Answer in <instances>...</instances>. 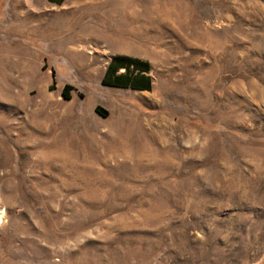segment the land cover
Returning a JSON list of instances; mask_svg holds the SVG:
<instances>
[{"label": "rangeland", "instance_id": "1", "mask_svg": "<svg viewBox=\"0 0 264 264\" xmlns=\"http://www.w3.org/2000/svg\"><path fill=\"white\" fill-rule=\"evenodd\" d=\"M0 264H264V0H0Z\"/></svg>", "mask_w": 264, "mask_h": 264}, {"label": "trees", "instance_id": "2", "mask_svg": "<svg viewBox=\"0 0 264 264\" xmlns=\"http://www.w3.org/2000/svg\"><path fill=\"white\" fill-rule=\"evenodd\" d=\"M49 2L60 4L63 0H48ZM122 70V72H120ZM120 72V73H119ZM149 66L147 63L126 56H114L108 63L101 85L115 88H131L134 90H150V77L148 76ZM71 87L65 86L62 96L69 98ZM96 112L107 116V111L97 107Z\"/></svg>", "mask_w": 264, "mask_h": 264}, {"label": "bare ground", "instance_id": "3", "mask_svg": "<svg viewBox=\"0 0 264 264\" xmlns=\"http://www.w3.org/2000/svg\"><path fill=\"white\" fill-rule=\"evenodd\" d=\"M18 2V1H17ZM20 3V2H19ZM18 3V4H19ZM16 17V16H15ZM19 18V17H18ZM14 20H15V18H14ZM13 20V21H14ZM23 22V21H22ZM13 24H14V22H13ZM17 24H19V23H17ZM21 25V24H20ZM11 28H12V26H11ZM8 31V30H7ZM9 32V31H8ZM99 36H100V38H102L106 43H108V42H111L112 43V45H113V47L114 48H119V49H122V47H121V45H119V44H117L116 42H115V40H113V38H111L109 35H107V34H105V33H99ZM117 36V35H116ZM127 49H129V48H127ZM74 54H75V52H73ZM72 53V54H73ZM76 54H80V52H76ZM80 56V55H79Z\"/></svg>", "mask_w": 264, "mask_h": 264}]
</instances>
